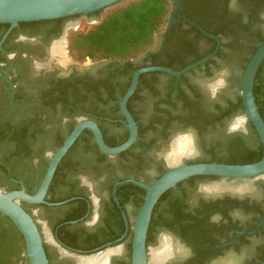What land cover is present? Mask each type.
Returning a JSON list of instances; mask_svg holds the SVG:
<instances>
[{
    "label": "flooded vegetation",
    "instance_id": "af4514ba",
    "mask_svg": "<svg viewBox=\"0 0 264 264\" xmlns=\"http://www.w3.org/2000/svg\"><path fill=\"white\" fill-rule=\"evenodd\" d=\"M172 3L153 47L133 65L79 59L70 38L81 28L80 16L0 24V188L29 194L79 123L95 122L109 146L127 141L120 101L136 71H180L217 49L181 76L141 73L128 101L136 141L107 154L85 128L61 159L45 202H21L50 264H87L102 254L105 264H131L134 222L146 194L139 183L151 185L173 166L171 151L184 134L192 148L181 164L236 161L263 147L240 98L245 65L264 41V0H183L177 10ZM262 221L264 174L191 177L154 208L148 264H260L264 224L253 231ZM163 246L170 255L158 262L154 253ZM26 258L22 253L13 264H28Z\"/></svg>",
    "mask_w": 264,
    "mask_h": 264
},
{
    "label": "water",
    "instance_id": "95a60500",
    "mask_svg": "<svg viewBox=\"0 0 264 264\" xmlns=\"http://www.w3.org/2000/svg\"><path fill=\"white\" fill-rule=\"evenodd\" d=\"M121 1L123 0H0V24L8 23L11 26H16L20 22L52 20L80 14L88 15L118 4ZM172 1L175 3L176 10L182 7L183 0ZM190 23L199 28L204 34L218 39L215 35L208 33L198 23L193 21H190ZM216 52L217 49L180 71L164 66L148 67L136 71L133 75L131 86L120 101L121 111L128 120L130 128L129 138L123 144L115 147L109 146L104 140L101 129L95 122H81L74 128L53 156L42 183L35 194H29L25 188L19 190L0 189V213L12 220L23 234L26 246L25 255L30 264H50V260L38 225L32 215L22 206L21 202L40 204L45 202L49 186L61 159L81 132L85 128H90L95 135L100 149L107 154L114 155L128 149L136 141L138 136V126L128 108V101L138 85L140 74L146 71L160 70L172 75L181 76L187 70L207 61ZM263 62L264 42L251 56L242 78V103L248 118L253 123L263 144V156L256 162L246 164L225 162L181 164V158L173 162V166L158 177L151 185L139 183L145 187L146 194L134 222L131 264H148L147 237L152 214L156 204L168 190L176 188L180 182L194 176L251 178L264 174V118L260 112L255 95L256 78ZM263 224L264 221L253 232ZM260 264H264V262Z\"/></svg>",
    "mask_w": 264,
    "mask_h": 264
},
{
    "label": "trees",
    "instance_id": "16d2710c",
    "mask_svg": "<svg viewBox=\"0 0 264 264\" xmlns=\"http://www.w3.org/2000/svg\"><path fill=\"white\" fill-rule=\"evenodd\" d=\"M172 4V0H123L106 9L90 13L86 16L95 15L100 18L106 11L98 24L73 32L70 38L71 50L81 60L88 57L95 60L110 58L133 65V59L153 47L156 35L169 21ZM249 60L250 58L248 62ZM263 68L264 62L256 78L255 95L264 117ZM262 155L263 147L260 145L257 152L249 157L223 162L252 163L260 160ZM11 189L9 187V190ZM25 252L23 234L12 220L0 213V264H13V258L18 259ZM26 259L29 264L28 258Z\"/></svg>",
    "mask_w": 264,
    "mask_h": 264
},
{
    "label": "bare ground",
    "instance_id": "6f19581e",
    "mask_svg": "<svg viewBox=\"0 0 264 264\" xmlns=\"http://www.w3.org/2000/svg\"><path fill=\"white\" fill-rule=\"evenodd\" d=\"M191 148H192V145H191L190 140H185V141L181 142V144H179L177 148H174L171 151L172 161L176 162V161L180 160L181 157L185 153L189 152ZM165 246H166V244H165ZM165 246H163L164 248L162 247L163 249H160L154 253V258L158 262H162L166 257H168L170 255V252H169L170 248L169 249H168V247L165 248ZM170 247H171V245H170ZM106 261H107V255L104 257L102 254V255H98L95 257L88 258L87 264H105Z\"/></svg>",
    "mask_w": 264,
    "mask_h": 264
},
{
    "label": "rangeland",
    "instance_id": "374dc122",
    "mask_svg": "<svg viewBox=\"0 0 264 264\" xmlns=\"http://www.w3.org/2000/svg\"><path fill=\"white\" fill-rule=\"evenodd\" d=\"M106 11H104L99 19H89L88 16L86 15H82L80 16L81 19V28H90L92 26H94L95 24H98L100 19L105 15ZM80 28V29H81ZM79 29V30H80ZM189 135L188 134H184L183 137L179 140L178 144L176 146H174L173 148H177L179 144H181V142L185 141V140H189ZM191 142V141H190ZM192 145V143H191ZM0 189H4V188H0Z\"/></svg>",
    "mask_w": 264,
    "mask_h": 264
}]
</instances>
